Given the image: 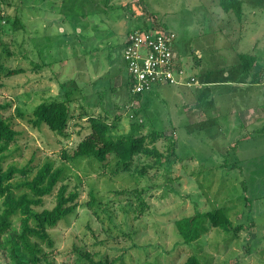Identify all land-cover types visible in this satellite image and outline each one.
Returning <instances> with one entry per match:
<instances>
[{"label": "rangeland", "instance_id": "rangeland-1", "mask_svg": "<svg viewBox=\"0 0 264 264\" xmlns=\"http://www.w3.org/2000/svg\"><path fill=\"white\" fill-rule=\"evenodd\" d=\"M244 9L239 20L234 12H225L220 0H0V111L21 131L5 152L4 167L26 169L11 180L13 192L28 191L19 183L50 161L63 169L62 176L34 208H52L63 184L79 193L75 210L47 228L51 242L28 236L36 253L18 238L21 216H13L11 230L0 234V264H66L86 252L104 264H185L193 254L203 264H264V121L247 129L222 120L231 103H225L227 94H219L242 90L236 86L194 87L196 81L134 96L121 56L128 32L144 23L175 32L184 62L198 68L200 61L209 79L223 76L216 64L228 61L222 51L234 60L235 50L253 48L264 69V0H245ZM51 12L61 14L45 16ZM218 47L222 51L217 55ZM52 54L62 61L46 62ZM53 60L52 67L44 66ZM9 69L22 72L9 76ZM186 71L182 79L190 76ZM240 75L228 71V78ZM66 77L72 79L66 81L71 116L64 132L34 125L31 118L39 103L66 98L60 85ZM71 85L78 88L71 90ZM201 95L205 109H194L188 123L181 117L185 101H200ZM257 99L251 95L244 102ZM215 103L224 106L222 115L212 118ZM257 106L262 118L264 108ZM90 117L109 122L115 139L130 133L133 119H144L137 134L157 128L167 137L157 141L159 149L167 152L172 137L179 158L169 171L144 153L133 157L128 171L113 154L106 165L74 159V149L91 132ZM124 189L133 192L120 194ZM137 190L144 191L141 197ZM220 207L226 208L232 231L213 226L204 216L199 238L183 240L177 219Z\"/></svg>", "mask_w": 264, "mask_h": 264}, {"label": "trees", "instance_id": "trees-1", "mask_svg": "<svg viewBox=\"0 0 264 264\" xmlns=\"http://www.w3.org/2000/svg\"><path fill=\"white\" fill-rule=\"evenodd\" d=\"M220 5L226 13L230 11L234 12L238 16L239 20H242L243 16L246 15L244 9L245 0H220ZM143 25L138 27L135 26V28H132V30L136 28L150 27ZM39 52L41 53V59L43 58V52L41 50H39ZM45 57L46 62L49 58L54 59L56 62L62 61V57L55 59L53 54L52 57ZM239 57L248 69H252L255 64H257V56L252 53H240ZM54 60L50 64L45 63L44 66L51 65L52 67ZM184 64V58L182 56L181 67ZM37 66H39V64H37ZM21 72V69H9L7 75L13 76ZM67 80L72 79H70V77L60 79L62 94H66L65 99L43 101L34 108L31 118V121L34 125H46L54 132H64L71 116V107L69 103L70 93L67 92V90L69 91L70 87L68 89L66 82ZM71 82L75 81L73 80ZM87 85H89V83H86L85 86ZM77 88L78 87L71 85V90ZM157 88L144 93L155 92ZM112 89L113 87H111V90ZM109 90L110 89L106 88L105 92H108ZM133 95L137 96L140 94ZM119 107L120 106H117V108ZM11 118L12 117L4 116L0 111V234L2 235L6 232H9L13 225L12 217L20 214L23 229L18 238H20L26 248L32 249L33 253H36L35 248L28 242V236L33 234L43 240L47 239L49 242H51L47 228L57 225L59 221L66 218L75 210L77 206L76 200L79 196V193L77 191H68V185L63 184L58 190L57 201L52 208H44L40 211H37L34 208V206H40L43 203L44 196L53 192L55 186L62 176L63 169L61 167L54 168L53 163L50 161H47L42 166H40L32 179H26L19 183V186L26 187L28 191H25L19 195L13 192L11 180L18 172L26 174V169L23 167L20 168L16 165H9L6 168L4 167V159L6 158L5 152L8 150L12 142L19 139L21 134V131H18L13 127ZM133 120L134 121L130 133L115 139L111 131V124L109 122L98 117H90L91 132L78 143L71 157L74 159H95L101 162L103 165H106L109 160V156L113 154L117 159V164L119 166L122 165V169L124 171H128L131 170V162L133 157L136 156V154L144 153L153 155L155 157L154 163L164 166L165 170L169 171L172 165L179 158L177 149L173 143L174 139L169 137L171 144L168 145L167 152L161 151L157 146V141L160 140V137L162 136L167 138L165 135H163V132L157 128H153L149 133L137 134L141 132V129H143L145 126V122L144 119L141 121L139 119ZM148 188L150 189L151 187ZM132 192V190L126 189L119 191L120 194H130ZM137 192L141 197L144 191L137 190ZM204 216L209 218L213 226L220 227L226 232L232 231V221L225 207L216 208L215 210H211L206 213L197 210L193 215L184 216L180 219H177L176 221L178 232L185 242L191 243L192 241L199 238ZM39 260L40 257H34V261L38 262ZM66 264L104 263L101 260H96L89 252H86L79 261H69ZM185 264L203 263L196 254H193L186 260Z\"/></svg>", "mask_w": 264, "mask_h": 264}, {"label": "built area", "instance_id": "built-area-1", "mask_svg": "<svg viewBox=\"0 0 264 264\" xmlns=\"http://www.w3.org/2000/svg\"><path fill=\"white\" fill-rule=\"evenodd\" d=\"M177 35L157 27L130 30L123 42L122 58L133 94L152 91L160 85L195 84L181 67V55L176 52Z\"/></svg>", "mask_w": 264, "mask_h": 264}, {"label": "crops", "instance_id": "crops-1", "mask_svg": "<svg viewBox=\"0 0 264 264\" xmlns=\"http://www.w3.org/2000/svg\"><path fill=\"white\" fill-rule=\"evenodd\" d=\"M42 15V13H40ZM61 14V13H59ZM56 14L54 12L46 13L45 16H52V15H59ZM244 19V16H243ZM242 19V20H243ZM221 29V28H220ZM224 29H221V32L223 33ZM241 37V36H240ZM124 42V41H123ZM216 44H220L219 41L215 42ZM176 51H178L177 53L179 55H181V46L179 41L176 42L175 45ZM242 47L241 50L245 49L242 45L240 46ZM248 52H244V51H239V50H235L234 52V56L235 59L232 60L231 58L228 57V55L226 53H224L222 51L221 48H217V55L220 51H222V56L224 60H228L225 63H216L218 65L219 69H223L224 72L222 71V78H208L207 75V70L208 68H204L203 65H201L200 61H197L196 63H198L200 66L198 68L194 67L195 64L193 65V63H190V61L184 62V69L187 73V75L196 77V84L193 85L194 87L197 86H201V85H211V84H216V85H228V86H236L242 90L235 92L236 90L233 91V89L229 90V89H224V92L219 94L220 96H225L227 94L226 97H230V100L226 99L225 103L229 104L231 103L229 109L227 110V113L229 114H225L224 116H222V120L223 121H229V122H240L243 126H245L247 129L248 128H254V125H256V123H258V121L263 120L264 121V116L258 117L257 111H258V105L261 106V108H264V87H262L264 85V80L260 78V76H262V72H264V69L262 67H260L258 65V59L256 61L257 64H255V66L252 69H248L244 63L241 61L239 54L240 53H252L254 55L257 56L255 50L253 51V48H247ZM122 53V52H121ZM200 55H202V53L200 52ZM122 56V55H121ZM125 66V63H124ZM258 67V68H256ZM232 69V70H230ZM212 70V69H211ZM237 71L240 72L241 75L239 78L237 79H231L228 78V71ZM215 71V70H214ZM219 71V70H218ZM217 71V72H218ZM216 72V73H217ZM235 73V72H234ZM237 75H239V73H235ZM221 74L217 73V76H219ZM111 81V80H110ZM258 81V82H257ZM104 85V84H103ZM104 87V86H102ZM234 87V88H236ZM253 88V91L251 92L250 89ZM106 88V87H104ZM245 89V90H244ZM114 90V95H115V89ZM235 92V94H234ZM241 93L240 95L238 93ZM245 92V94H244ZM253 93V94H252ZM214 94L216 95V92H214ZM251 95H254L255 98H258L257 101L252 102L251 103H246L244 101H246V97H250ZM204 96L201 95L200 97V101L199 100H191L190 98L188 99V101H185V111L182 112V119H185L188 123L189 118L191 117L190 114L192 111H194V109H205L204 105H203V100H205L203 98ZM115 98V96H114ZM260 99H262V102H260ZM220 106H224V105H220L215 103L213 106L210 107V111H211V117L215 118V116H220L222 115ZM260 108V107H259ZM220 114V115H219ZM185 121V122H186ZM254 135V134H253Z\"/></svg>", "mask_w": 264, "mask_h": 264}]
</instances>
